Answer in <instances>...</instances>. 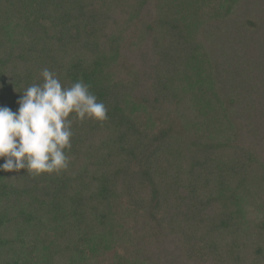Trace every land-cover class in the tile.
Returning <instances> with one entry per match:
<instances>
[{
	"label": "trees",
	"instance_id": "trees-1",
	"mask_svg": "<svg viewBox=\"0 0 264 264\" xmlns=\"http://www.w3.org/2000/svg\"><path fill=\"white\" fill-rule=\"evenodd\" d=\"M45 68L108 119L73 120L59 174L0 171V249L17 254L0 264H36L41 239L64 264H264L245 205L264 186V0H0V106ZM125 213L131 239L100 259Z\"/></svg>",
	"mask_w": 264,
	"mask_h": 264
},
{
	"label": "clouds",
	"instance_id": "clouds-1",
	"mask_svg": "<svg viewBox=\"0 0 264 264\" xmlns=\"http://www.w3.org/2000/svg\"><path fill=\"white\" fill-rule=\"evenodd\" d=\"M41 75L43 83L23 92L17 110L0 106V171L59 174L69 166L73 120L108 119L105 104L83 80L63 86L49 69Z\"/></svg>",
	"mask_w": 264,
	"mask_h": 264
},
{
	"label": "rangeland",
	"instance_id": "rangeland-1",
	"mask_svg": "<svg viewBox=\"0 0 264 264\" xmlns=\"http://www.w3.org/2000/svg\"><path fill=\"white\" fill-rule=\"evenodd\" d=\"M197 82H200V80H196ZM194 86L198 87L199 84H194ZM206 86V85H205ZM191 98L185 99L189 105V109L192 110L193 114H198V112L203 109L204 106H202V104L199 103V101H197L195 99V101L190 100ZM189 112V111H187ZM200 113V112H199ZM210 115H212L210 113ZM106 141L102 142L99 140V142L97 143V146L99 147L101 143H103V146L106 145ZM255 191V190H254ZM245 192V191H244ZM255 195L254 198L252 199V193L251 195H249L246 199L247 202L245 203L246 207L249 208V212L248 215H246V219H250V220H257L261 217H264V186L262 185L257 191H255ZM246 194V192H245ZM255 202V204L253 205V203ZM256 208H253V206ZM252 206V207H251ZM257 210V211H256ZM257 214H259V217H256ZM127 214H123V216H120L121 222H124V219H127ZM261 219H259L260 221ZM129 227L130 224L128 223L126 225L121 227L120 229H117V235H114V237H111V242H113V246L111 249L106 250L105 256H101L100 259L102 258H106L109 255L113 254V255H118L119 250L123 251L124 250V245L126 243V241L128 240L127 238L129 237L131 239V234H128L127 232H129ZM115 232V231H114ZM127 233V234H126ZM126 234V235H124ZM24 239H26V245H25V249H27L28 245H29V239L31 238L29 236V233L24 234ZM127 239V240H126ZM126 240V241H125ZM51 242V243H50ZM25 243H23L21 246H23ZM55 242L53 241H47L46 239H41V243L38 244V246H36L35 254H37V263L36 264H64L65 260L63 259V255H64V251H62V246H57L54 245ZM170 248H174V245H170ZM11 248V247H9ZM11 251L10 249H5L2 250L0 249V252H4L3 254H0V257L3 255V257H14L17 256V254H14V251H11V253L9 252ZM2 257V258H3ZM0 262H3L2 260Z\"/></svg>",
	"mask_w": 264,
	"mask_h": 264
}]
</instances>
